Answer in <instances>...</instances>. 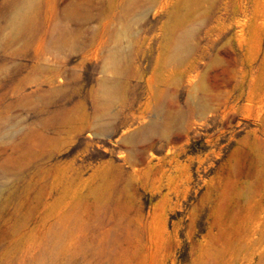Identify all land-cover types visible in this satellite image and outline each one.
Listing matches in <instances>:
<instances>
[{"label":"rangeland","instance_id":"obj_1","mask_svg":"<svg viewBox=\"0 0 264 264\" xmlns=\"http://www.w3.org/2000/svg\"><path fill=\"white\" fill-rule=\"evenodd\" d=\"M24 2L0 0V264H264V0H33L18 28Z\"/></svg>","mask_w":264,"mask_h":264},{"label":"bare ground","instance_id":"obj_2","mask_svg":"<svg viewBox=\"0 0 264 264\" xmlns=\"http://www.w3.org/2000/svg\"><path fill=\"white\" fill-rule=\"evenodd\" d=\"M33 0H25L24 4L19 7L18 9L15 10L14 14H13V20H14V24L16 25V27L18 28H26L28 26V15H30L29 11L31 9V3ZM31 12V11H30ZM30 17V16H29ZM60 31L57 30L55 37H53V43L55 44L56 42V38L59 36ZM130 35V28L126 25L121 26L120 28H116L112 38L113 41L115 43V45L113 46V48L109 49L110 54L108 57V61L107 64L105 65V69L107 68H111L114 71V74L116 76H118L119 73V67H118V57L120 54V49L118 48V43L119 40H121L122 38H128ZM186 39V33L179 35L175 41L174 44V49H173V54L176 57H179L181 55V52L183 51L184 47H183V43L184 40ZM53 45V44H52ZM116 78H104V83L106 85V91L109 94V97L112 98L115 95V88H116ZM100 115L97 116L96 120H100ZM97 129L98 131H105L106 127L105 125H103V123H98L97 125ZM157 129V123L155 122H150L148 123V125L142 129H140L139 131L136 132L135 135H138L139 137L145 136V135H149L152 132H154ZM134 135H131L129 137H127L128 139H132Z\"/></svg>","mask_w":264,"mask_h":264}]
</instances>
